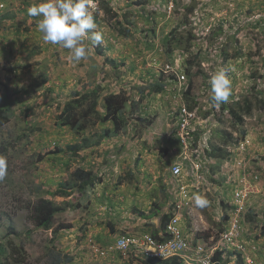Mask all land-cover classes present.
<instances>
[{
    "label": "rangeland",
    "instance_id": "1",
    "mask_svg": "<svg viewBox=\"0 0 264 264\" xmlns=\"http://www.w3.org/2000/svg\"><path fill=\"white\" fill-rule=\"evenodd\" d=\"M40 2L0 0V17H11L0 24V107L9 115L0 128V145L8 146L0 153L8 161L0 181V245L8 250L9 264H50L52 254L68 258L62 264H138L128 252L114 250L120 230L110 233L109 223L116 222L117 211H126L132 197L143 206L137 203L138 214L127 212L137 218V224L129 220V231L150 234V222L159 217L148 220L149 213L166 215L171 193H178L174 184H182L186 196L187 210L181 214L188 211L192 217H181L184 236L205 253L193 254L187 264L216 251L222 252L223 264H264V0L93 1L97 28L92 31L102 33L103 42L85 41L90 51L79 62L68 58L69 50L43 42L40 17L27 13ZM122 27L129 29L126 37L119 33ZM221 68L231 81V96L223 104L248 100L252 105L249 114H242V125L227 120L221 106L211 102L210 77ZM170 74L176 79H167L160 94L146 88ZM189 81L187 105L183 94ZM93 87L101 89L100 95L121 91L129 97L125 129L118 137L101 138L106 125L96 123L83 134L85 155L56 154V146L63 148L74 138L56 124L61 104L73 92ZM182 108L192 115L184 138L177 124ZM229 136L233 142L222 145ZM219 147L225 155L214 159L210 152ZM173 165L180 167L178 177L170 176ZM77 167L92 170L98 184L55 196ZM128 186L142 189L126 198L121 194ZM36 193L65 208L46 231L29 218ZM193 194L204 196L207 206L197 207ZM58 224L69 227L54 236ZM235 224V237L220 241ZM85 242L108 255L97 257L98 249L85 252ZM13 246L18 253L11 255Z\"/></svg>",
    "mask_w": 264,
    "mask_h": 264
},
{
    "label": "trees",
    "instance_id": "2",
    "mask_svg": "<svg viewBox=\"0 0 264 264\" xmlns=\"http://www.w3.org/2000/svg\"><path fill=\"white\" fill-rule=\"evenodd\" d=\"M93 1L95 2L97 0H93ZM136 4L139 5L140 3H136ZM107 6L108 3H104V2L101 3V7L106 11H107ZM110 11L111 10L108 9L107 12ZM113 16L116 15L113 14ZM3 17L4 16L0 17V24L2 22H7L11 20V17H7L5 19H3ZM119 26H123V25L119 23ZM119 33L121 34V36L124 35L126 37L129 33V29L122 27ZM166 44L168 49L167 51H170L168 40ZM100 52L101 49L98 48L97 53ZM112 69H114V67H112ZM192 76L193 75H191L190 73L189 78H191ZM167 79H169L170 81L171 80L174 81L176 77L173 74H170L167 77L161 75L157 83H153L152 85H147L146 88H148L149 92L153 93V95L160 94L165 89ZM44 82L45 79L43 80V83ZM191 86H192V82L189 81L188 84L186 85L188 91L186 89V91L183 94V99L185 101V104L188 102L189 99H191L190 98ZM100 90L101 89L99 87H93L86 92H73V94H71L67 98V100L61 104L59 114L56 117L57 126L68 128L73 134L74 138L73 140H71L70 143L65 144L63 148L56 146L54 151L56 154H64L67 155L68 158L69 157L72 158L76 155L78 156L80 152L86 151V149L88 148V139L85 138L83 134L86 132V130L89 127H94V124L96 123L97 124L101 123V125H106V127H104L100 131L101 138L108 139L110 137H118L120 133L123 131V129H125L126 126L125 114L127 110V105L130 102L129 97L125 95L124 92L121 91L110 92L104 95H100ZM220 106H221L220 114L222 116L227 115L226 119L233 121V124L235 123L236 125H242L244 122V119L242 120V114L247 115L252 110V105L248 100H245L241 104L231 103L230 106H225L223 103H221ZM188 110L191 111V107H189ZM206 115H208V113H206ZM8 116H9L8 110L6 108L1 110L0 108V125L3 124V121H7V119L9 118ZM244 134L245 132L243 130H241L239 133L241 137H243ZM232 142H233L232 138L229 136L227 139H225V141H223L222 145ZM12 144H14L13 141ZM7 148L8 146L1 144L0 153H3V151H5ZM214 150L216 151L215 153H213L212 151L210 152V154H212L211 156L214 159H219L220 158L219 156L222 157L225 155V151L221 147ZM37 156L38 159H40L39 155ZM99 180L100 178H98L97 175L93 173L92 170L82 167H77L70 173L69 181L65 183H61L59 185V187L62 189L59 191H55L54 193L55 196L58 197H63V196L68 197L71 195L70 194L71 190L74 188L75 190L80 191L82 193L83 191H87L89 189L92 190L98 184L97 181ZM157 207L160 208L159 205ZM64 210L65 208L58 206L53 201L45 199L44 197H39L36 199L35 202L28 205V213H29L30 221L33 223V225L36 228L45 231L49 230L52 227L53 220L56 214L62 213L64 212ZM158 211L159 210H157L154 214L153 212L150 213V216H148V220H151L149 218H151L152 215L154 217H159L158 223L161 233L158 234L159 230L155 228L152 232V237L163 242L168 238V235L165 232L164 227H165V223L170 218V214H166L167 216L166 215L158 216ZM189 218L192 219L191 216ZM68 227H69L68 225L58 224V226L55 229H53L52 232L54 233V236H56L59 230L67 229ZM113 230H115L114 226L112 227L110 225V230H109L110 233H112ZM180 231L183 236V234H185L184 230L181 228ZM191 247H194V245H191ZM9 250L12 253L11 255L18 253L17 249H15L14 246L9 247ZM221 255H222L221 251H216L215 253H213L207 259L208 264H223L221 263ZM191 257L192 255H189L187 257L186 254H180L165 260L158 259L157 257H149V258H145L143 264H187L186 259L190 260ZM9 259H10V255L8 253V250L0 245V264H7V261ZM66 261H68V258L64 256H60V254H52L50 256L49 263L62 264ZM197 264H202V262L199 261Z\"/></svg>",
    "mask_w": 264,
    "mask_h": 264
},
{
    "label": "clouds",
    "instance_id": "3",
    "mask_svg": "<svg viewBox=\"0 0 264 264\" xmlns=\"http://www.w3.org/2000/svg\"><path fill=\"white\" fill-rule=\"evenodd\" d=\"M94 7L95 4L93 3V0H41L40 3L31 5L27 9V13L29 17H40V19L37 22V30L42 34V40L44 43L51 45H58L64 49L69 50L70 55L68 58L73 62H79L82 59L87 58V55L90 51L85 41L91 39L95 44H100L103 42L102 33L98 31H92L97 28V24L94 20V14L92 11ZM0 8H2V5H0ZM210 91H211V102L213 106H219L221 103H226L229 100L231 96V81L228 78L227 71L225 69L221 68L219 71H217L210 77ZM0 108L1 110L4 109V107H0ZM2 125H0V128L2 127ZM21 139H19L18 141H20ZM81 153L85 155L86 151H82L79 154ZM7 169H8L7 158L3 155H0V181H3L5 179L7 175ZM46 195L50 196L49 193ZM173 195L174 194L171 193V196L169 197L170 209L168 208L167 213L170 214V218L165 223V227H164L165 232L167 225L169 224L173 216L176 214L174 210L175 201ZM39 197H44L45 199H47V197L44 196L42 193L41 195L39 194L37 195V198ZM192 199L194 200L195 205L199 208H203L208 204V200L200 194H193ZM180 202L184 203L183 201ZM185 207L186 205L184 203V206L179 213L180 214L179 215L180 221L178 225L179 229L182 228L181 223H184V220H182L183 218L181 217L185 215L187 219L188 216L190 215L188 211H185L184 215L181 214L183 210H187ZM158 216H160V214ZM150 223L152 226L153 225L152 222ZM153 223L155 224L156 229L159 230L158 234L161 233L159 229V223L158 222L157 223L153 222ZM119 226L120 225H118V229L120 231L119 234L116 236L115 242L120 236L142 237L144 235H148L154 240L159 241L158 239L152 237V232H150V234L147 232H143L144 234H142V232L136 233L129 231V229H127L126 226L124 227H119ZM185 234H183V236ZM222 235H224V232L221 233L220 235V239H219L220 241ZM168 239L169 236L164 241H167ZM85 243H86L85 246L82 247V250H84L85 252H92L91 250H89L91 244L96 246L97 248H101L98 245H96L94 242L91 243L85 242ZM129 254H130V259L133 258V260L137 261L138 264H143V261H145V257H136L134 253H129ZM7 264H9V260L7 261Z\"/></svg>",
    "mask_w": 264,
    "mask_h": 264
},
{
    "label": "built area",
    "instance_id": "4",
    "mask_svg": "<svg viewBox=\"0 0 264 264\" xmlns=\"http://www.w3.org/2000/svg\"><path fill=\"white\" fill-rule=\"evenodd\" d=\"M183 79L184 77H180V80ZM191 118L192 115L186 109L182 108L177 121L178 130L181 138H184L189 133V121ZM180 174H181L180 167L178 165H173L170 169L171 177H178ZM174 185H175L174 188L172 185V189L174 191L177 190L178 193L177 194L174 193L173 195L175 201L174 210L176 214L173 216V218L166 227V233L169 236V239L167 241L160 242L154 240L148 235H144L142 237L120 236L115 242L116 249L114 250L134 253L136 257H145V258L157 257L158 259L161 260H165L180 254H186L188 252L190 253L186 254L187 257L193 254L194 256L203 257L204 255L203 249L201 247L192 248L190 244H188L187 239L181 234V231L178 226L180 221L179 213L182 210L184 203H181L180 201H183L186 196L185 197L182 196V194L184 193L182 184L179 186L178 184H174ZM236 233H237V225L235 224L231 232L221 236V241H230L235 237ZM90 249H98L95 250V252L101 250L98 253L99 255H97V257H106L108 255L106 253H109V251H105L102 248H97L92 244L90 245ZM91 251L93 252V250ZM201 262L202 264H208L206 258L202 259Z\"/></svg>",
    "mask_w": 264,
    "mask_h": 264
},
{
    "label": "crops",
    "instance_id": "5",
    "mask_svg": "<svg viewBox=\"0 0 264 264\" xmlns=\"http://www.w3.org/2000/svg\"><path fill=\"white\" fill-rule=\"evenodd\" d=\"M125 189L126 190L122 189L123 193L121 195L122 196L125 195V197L127 198V197H129V195H131L130 192H132V190L133 191L134 190L135 191L136 190L141 191L142 188L137 189V188H134L132 186H128V188H125ZM126 202H129L130 203V205L127 207L126 211H120V212L117 211L116 214H114V217L117 216V219H115L116 222L110 221L109 227H110V224H111L112 227L114 226V228H117L118 229V225L120 224L121 227L127 226V229H129L131 227V223L129 222V220L131 222H134L135 224H137V218L135 217V220L133 221V219H131L132 217H129V215L127 214V212H129L130 214H132V213L133 214H138L139 213L138 208L140 206H143V205H142L141 202L132 199V197L129 198V199H127ZM137 203L140 204V206L139 205L137 206ZM153 213H154V211H153ZM111 222H113V223H111ZM152 224L153 225H152V228L150 229V232H153V230L156 228L155 227V224L154 223H152Z\"/></svg>",
    "mask_w": 264,
    "mask_h": 264
}]
</instances>
